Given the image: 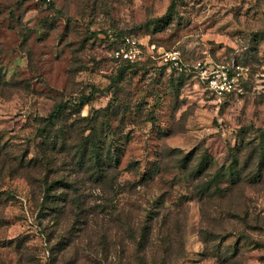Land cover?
I'll use <instances>...</instances> for the list:
<instances>
[{
  "label": "rangeland",
  "instance_id": "374dc122",
  "mask_svg": "<svg viewBox=\"0 0 264 264\" xmlns=\"http://www.w3.org/2000/svg\"><path fill=\"white\" fill-rule=\"evenodd\" d=\"M0 264H264V0H0Z\"/></svg>",
  "mask_w": 264,
  "mask_h": 264
},
{
  "label": "built area",
  "instance_id": "2783aa9c",
  "mask_svg": "<svg viewBox=\"0 0 264 264\" xmlns=\"http://www.w3.org/2000/svg\"><path fill=\"white\" fill-rule=\"evenodd\" d=\"M110 57L116 60L134 61L143 56L156 58L168 67L178 72L193 70L198 74L208 92L216 100L222 98L234 89L238 66L228 64H214L205 66L201 61L186 64L181 61L178 50L165 49L153 43L142 42L132 35L120 37L117 45L110 50Z\"/></svg>",
  "mask_w": 264,
  "mask_h": 264
},
{
  "label": "trees",
  "instance_id": "16d2710c",
  "mask_svg": "<svg viewBox=\"0 0 264 264\" xmlns=\"http://www.w3.org/2000/svg\"><path fill=\"white\" fill-rule=\"evenodd\" d=\"M170 10H172V4L168 5L167 9H166V13H168ZM126 35H132L129 33H115L112 37V40L110 41L111 43V48L110 50L115 47L117 45L118 40L120 39V37L122 36H126ZM112 58V57H111ZM115 62L119 63V67L116 70V77L118 78L121 74H122V69L129 67L128 65L134 64L139 60H134V61H124V60H116L114 58H112ZM55 112H56V107L48 114V118L53 119L55 116Z\"/></svg>",
  "mask_w": 264,
  "mask_h": 264
}]
</instances>
